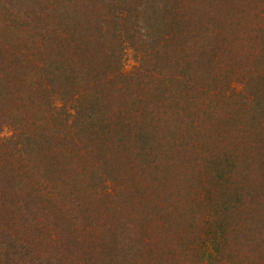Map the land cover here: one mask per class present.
I'll use <instances>...</instances> for the list:
<instances>
[{
	"label": "trees",
	"instance_id": "1",
	"mask_svg": "<svg viewBox=\"0 0 264 264\" xmlns=\"http://www.w3.org/2000/svg\"><path fill=\"white\" fill-rule=\"evenodd\" d=\"M0 264H264V0H0Z\"/></svg>",
	"mask_w": 264,
	"mask_h": 264
}]
</instances>
